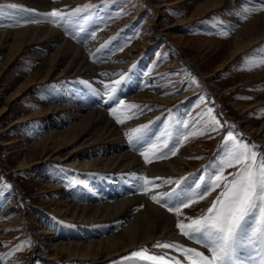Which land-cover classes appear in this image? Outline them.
Segmentation results:
<instances>
[{"label": "bare ground", "instance_id": "obj_1", "mask_svg": "<svg viewBox=\"0 0 264 264\" xmlns=\"http://www.w3.org/2000/svg\"><path fill=\"white\" fill-rule=\"evenodd\" d=\"M19 1L29 3L44 12L63 9V5L69 3V0ZM158 1V4L155 5L157 12L161 11V6L173 4L170 0ZM203 1L205 2L200 5L195 15H204L213 9H219L222 11L221 17H226L221 20L222 23L228 26L220 27V23L217 21L215 25L209 27L217 29L216 32L219 33L203 36L206 41L220 42V49L223 47L226 50L215 69L205 70L199 61L194 59L202 71L204 70L205 77L212 82L211 84L215 89L218 83L213 79V76L230 61H234L247 48L264 40V12L253 11L247 19H244L247 5L236 6L234 0ZM261 1H258L259 6ZM250 2L254 3L253 1ZM258 5L254 8H258ZM0 16V25H4L0 26V54L4 55V58L0 60V80L4 78L6 86L1 85L8 94L4 104L0 107V117L8 112L9 106L16 104V99L23 94L29 96V93L34 91L38 95L33 98V104L37 107L14 121L19 126L27 124L33 119V128H36L35 131H31V128V130H24L21 139L22 144H20L22 148L20 149L22 151L25 149L29 153L21 157L18 168L38 166L47 163L50 158H54L66 160L68 164L80 168L91 169L88 175L91 179L95 178L94 175L97 176V185L88 180L89 184L85 186L84 191H81L80 187H74L72 194L69 192L70 195H73L72 197L65 195L54 197L53 195L60 193L55 192L47 201L52 205V209L68 219L88 222L99 221L101 223L97 226L84 227L83 231L79 232V236H75L79 239L73 237L61 239L50 236L53 238L50 240L49 236H45V233L49 231L47 228L36 229L33 232L35 239L42 240L37 247L38 254L42 257H48L47 259H54L66 254V259H88L100 263L128 250L142 247L144 244L153 246L159 240H180L196 244L179 233L175 227L177 218L173 213H169L166 208L150 199L153 194L172 191L175 185L164 183L165 179H170V175L183 174L189 171L190 167L197 166L192 165L188 158V155L194 151L192 148L194 144L186 142L178 155L172 159H153V163L147 164L141 159L142 157L140 158L141 155L133 150V145L128 143V138L125 135V132L140 125V121L146 119L145 116L139 118V111L136 112L134 109L128 114L137 113V115L126 121L124 125H120L111 115V110L119 107L117 101L137 105L140 100H160L164 104H169L174 100L184 99L186 93L163 96L162 92L166 90L164 87L167 85L165 80L169 79L165 70L166 64L161 65L160 69L154 73L143 72L141 80L137 83L140 88H145V90L135 91L137 87L130 88L121 85V87H116L113 94L116 95L118 92L120 94L124 91V98L114 96V98L109 99L105 88L102 89V87L108 82H113V77L109 78L111 74L122 71L127 62L133 58V55L127 52L112 55L114 51L112 47H107V51H104L108 53L107 56L97 55V53L102 52L97 48L98 43L107 34L110 35L113 31H117L118 19L109 25L113 21V19H109L111 17L101 18L106 27L110 26L103 33L101 27L103 23H96L91 20L90 22L86 21L85 25L78 24L76 21L78 17H74L75 20L72 19L74 32L71 35H76L77 39H73L72 36H67V32L63 30L68 26L61 30V27L48 22L50 18L46 15L45 17H35L38 19H36L37 21H40L39 23L21 27L8 26L20 21L17 19L13 23L12 17L14 15L9 18L6 16L5 20L3 14ZM114 26L116 27L115 30L113 29ZM161 29H165L167 33L172 35L183 48L184 33L171 31L167 26H162ZM224 31L229 32V42L225 46V38L220 35ZM92 36L95 39L91 38ZM252 52V55L258 56V59L264 57V48L252 50ZM20 57H24V59ZM30 57L33 61H38L37 66L31 70L28 68V61H31ZM102 59L104 60L102 61ZM143 60L145 61V58ZM159 72H162L161 76H159ZM155 75L156 78H154ZM251 76L253 78L260 76V80H263L262 88H264V67L258 74ZM84 78L90 80L103 92H99L97 96H91L89 92L84 93L82 91L85 87ZM168 88L173 89L172 86ZM127 93L130 94L127 95ZM258 94L256 99L264 94V91ZM232 104L239 110L243 109L242 112L244 113L246 109L251 108L252 102L235 99ZM239 120L242 123V128L264 143V116L254 118L240 115ZM176 127L179 126L176 125ZM66 144L73 147L67 154L59 153L61 147L66 148ZM37 154L39 157L36 156ZM63 155L65 156L63 157ZM144 176L149 178L160 177L161 179L154 180V184L160 185V187L153 188V191L148 195L142 194V177ZM191 179L190 177V180L183 182L180 187L183 188L185 184H190L193 181ZM48 185H50L51 190L61 188L60 184L50 183ZM200 205L194 204L186 211H192ZM33 229L35 228L33 227ZM198 247H201L208 254V251L201 245ZM51 248L54 250L52 254L48 251Z\"/></svg>", "mask_w": 264, "mask_h": 264}, {"label": "rangeland", "instance_id": "obj_2", "mask_svg": "<svg viewBox=\"0 0 264 264\" xmlns=\"http://www.w3.org/2000/svg\"><path fill=\"white\" fill-rule=\"evenodd\" d=\"M170 1H172L173 4L163 5V7H160L161 11L157 12V7L155 5L158 4V0H69V3L63 5V9H59V11L63 13H74V15H72L73 18H71L68 24L65 25L61 23L59 27H61L62 30L64 27L68 26L63 30L67 32V36L71 37V33L74 32V23L72 21V19L75 20L74 17H78L76 19L78 24L81 23L85 25L86 21L90 22L91 20L96 23H103L101 25L103 33L110 26L106 27L101 18L103 19L105 16L111 17L109 19H113V21H111L109 25L116 22L117 19L119 20V28L117 27L116 32L113 31L110 35L107 34L100 42L97 41L99 42L97 48L102 51L97 53V55H104L103 57L107 56L108 53L104 52L107 51V47L114 48L112 55L117 53L122 54L123 52L133 55V58L127 62L122 71L120 70L117 73H113L114 75L111 74V77H109H113V81H115L119 79L121 73L124 74V79L117 85L118 87L125 85L130 88L137 87L135 91H143L145 88H140L137 83L141 80L143 72L154 73L160 69L161 65L166 64L165 70L169 79L165 80L167 85L165 84L166 86L164 88H166V90L162 92L163 96L186 93L185 97H183L184 99H177L169 104H164L160 102V100H140L137 102V105L140 107L130 111H139V118L145 116L146 119H142L143 121H140V125L149 124V128L150 126L151 128L150 131L149 128L147 129V133L153 136V138L160 135V133L164 132L166 127L170 126L172 137L169 140V144L171 146L183 133L190 130H200L201 126L208 120V117L205 115L207 108H213L212 114L220 120L222 127L209 134L189 137L187 141H184L182 145L179 146L176 155H174H178L181 147L186 142L194 144L192 148L195 152L193 151L192 154L188 155V158L192 162V165L197 166H193L194 168L190 167L189 171L183 174L169 176V178L174 181L185 178L182 180V184L190 180V177L192 178L191 180H194L197 176H200L203 169L215 159H219L217 153L226 133L229 131L233 132L234 135H237L238 138L249 145H255L258 154L264 155V143L242 128V123L239 120L240 115H247L254 118H261L264 116V94L256 99V96L259 95L258 93L264 91V88H262L263 80H260V76L254 78L251 76L256 73L258 74L264 65L253 67L254 69L252 68L251 71L246 69L249 67V64H256L260 60L257 55H252V50L264 48V40L247 48V51L245 50L242 52L234 61H230L223 69L219 70L218 73L213 76V79L218 83L217 88L214 89L211 84L212 82L205 77L204 70L202 71L194 59H197L205 70L215 69L226 50L223 47L220 49V42L217 41L215 43L206 41L203 39V36L217 35V33H219L216 32L217 29H211L209 27L215 25L217 21H219L220 27H228L221 21L226 17H221L222 11L219 9H213L204 15H195L200 5L205 2L203 0H187V2L186 0ZM234 1L236 2V6L247 5V9H255L254 6H257L259 4L258 1L261 0H250L254 3L250 1L249 3L248 0ZM261 2V5H258L259 7L264 5V0ZM10 4H16L18 8L10 9L4 7L3 15L5 18H3L5 20L7 17L9 18L14 15L12 17L14 19V21H12L13 23H15L17 19H20V21L29 18L31 20H36L37 18L35 17H45V14L50 12L49 10L44 12L42 9L33 7L29 3L27 4L19 0H0V6H7ZM76 9L82 10L76 12ZM193 15L195 16L191 17ZM23 17L27 18L24 19ZM162 26H167L171 31L185 34L183 48L172 35L167 33L165 29H161ZM113 29L115 30L116 27L114 26ZM223 38H225L224 41H226L224 44L225 46L229 42V37ZM2 58H4V55L0 54V60ZM20 58L24 59V57ZM144 58L145 61L143 60ZM29 59H31V61H28V68L31 70L37 66L38 61H33L31 57ZM104 59H102V61ZM159 73V76H161L162 72ZM159 76L158 79H160ZM154 78H156V75ZM193 78H195L198 84L190 83ZM83 80L85 87L82 91L84 93L89 92L91 96H97L99 92H103L87 78ZM111 83L112 82H108L107 85H111ZM1 84L6 86L4 78L0 80V107L4 104V100L8 95L7 90H3V85ZM98 84L100 85V83ZM176 85H179V87H176ZM171 86L173 89L168 88ZM104 88L106 90V85L102 87V89ZM29 94V96L23 94L16 99V104L10 105L8 112L0 117V244H2V246H0V257H4L3 260H0V264H131L130 261L124 258L132 251L142 248H147L148 254H161L167 252L170 256H176L183 260L184 258L179 252L171 249L153 248V246L148 244L131 249L130 251L128 250L129 252L127 251L115 255L100 263L88 259H66V254L55 257L54 259H47L48 257H42L38 254L37 247L42 240L35 239L33 232L36 229H40L41 227L47 228L49 231L45 233V236H49L50 240L53 239L50 238V236L54 238L59 237L61 239H67L68 237L79 239L75 236H79V232H82L84 227L89 225L97 226L101 222L68 219L52 209V205L47 201L52 196V193L55 192L60 193L53 195L54 197H59L60 195L72 197L73 195H70L69 192L72 194V189L74 187H80L81 191H84L85 186L89 184L88 180L97 185V176L94 175V179L88 176L91 169L80 168L68 164L66 160L54 158H50L47 163L38 166L33 165L29 168H18L21 157L29 153V151L25 149L23 151L20 149L22 148L20 144H22L21 139L24 130L30 128L32 129H30L31 131L36 130V128H33V119L27 124H21L19 126L14 122L18 117L27 114L32 111L33 108L37 107L33 104V98L38 95L34 91H31ZM129 94L130 93H127V95ZM114 96H121V98H124L125 92L122 91L120 94L118 92L116 95L113 94L112 97L114 98ZM200 96L204 97L203 102L198 99ZM247 97H251V99H245ZM235 99L237 101L252 102L251 108L246 109L243 113V109L239 110L238 107L232 104V101ZM141 112L142 114H140ZM147 116L149 117L147 118ZM185 123L188 125L187 128L183 127ZM140 125L135 127H139ZM176 125L179 127H176ZM202 130L206 133L208 132L207 127ZM9 141L11 142L6 143ZM72 147V145L67 146L66 144V148L61 147L62 149L59 153L67 154ZM137 147L139 146L133 145V150L139 153ZM162 147L161 144L157 151L159 152ZM140 150L143 149L141 148ZM36 156L39 157L38 154ZM64 156L65 155H63V157ZM174 156H169L167 159H172ZM141 157L142 156H140V158ZM141 159L143 160V157ZM80 170L82 171L80 172ZM233 171H235V169H227L225 175ZM39 177L42 179L36 180V178ZM50 183L60 184L61 188L51 190V187H49L50 185H48ZM219 191L220 189H217V191L213 192L207 199L197 203L202 205L192 211L187 212L186 209H183L184 216L193 218L200 216L206 211L207 207L210 206V201L214 199ZM183 218L182 216L181 219ZM33 227L35 229H33ZM67 234L69 235L67 236ZM27 241L31 243L29 244ZM159 241L175 242L185 245L186 247H194L204 251L201 247H198L197 244H191L180 240ZM21 245H23V249L17 250ZM48 251L50 254L54 252L53 248ZM204 252L206 254V251ZM141 264H148V262H141Z\"/></svg>", "mask_w": 264, "mask_h": 264}, {"label": "snow or ice", "instance_id": "obj_3", "mask_svg": "<svg viewBox=\"0 0 264 264\" xmlns=\"http://www.w3.org/2000/svg\"><path fill=\"white\" fill-rule=\"evenodd\" d=\"M4 7L17 9L18 5L0 6V15L3 14ZM81 10L76 9L75 11ZM253 11L264 12V5L255 9H245L244 19H247ZM45 15L50 18L48 22L61 26V23L68 24L74 13H63L54 9ZM39 22L24 20L8 26L21 27ZM220 35L227 37L229 32L224 31ZM72 38L77 39V36L73 35ZM91 38L95 39L94 36ZM259 65H264V57H261L258 63L250 64L248 70L251 71L253 67ZM123 79L124 74L121 73L118 80L113 81L111 85H106V95L109 99L112 98L117 85ZM190 83L198 84L195 78ZM198 99L201 102L204 101L203 96ZM245 99H251V97ZM117 104L119 107L113 108L111 115L120 125L133 119L137 113L131 115L128 113L140 107L136 104H124L123 101H117ZM212 113L213 108L208 107L205 113L208 120L201 126V129L183 133L171 146L169 144L172 137L170 126L154 138L146 131L149 124L133 127L125 132V135L130 145L139 146L137 150L144 162L151 164L153 159H166L176 155L179 146L189 137L209 134L222 127L220 120ZM183 127L187 128L188 125L185 123ZM205 127L208 128L207 133L202 130ZM161 144L163 147L158 152L157 149ZM141 148L143 150H140ZM217 155L219 159H215L203 169L202 174L197 176L192 183L185 184L181 188V182L185 178L175 181L165 179V184L175 185L172 191L150 196L153 202L175 215L177 218L175 227L179 233L189 241L201 245L208 251V254L179 243L157 241L153 247L174 250L181 253L184 259L170 256L167 252L148 254V249L142 248L129 253L124 258L125 260L130 261L131 264H141V262H148V264H264V155H259L255 145H249L231 131L226 133ZM230 168L235 171L225 175L226 170ZM159 179L161 178L142 177V194L148 195L153 188H159L160 185L154 184V180ZM217 189L220 191L210 201V206L204 213L195 218L184 216L183 209L191 208L194 204L207 199ZM182 216L183 219H181ZM27 243L31 242L27 241ZM22 249L23 245L17 248V250ZM3 259L4 257H0V260Z\"/></svg>", "mask_w": 264, "mask_h": 264}]
</instances>
